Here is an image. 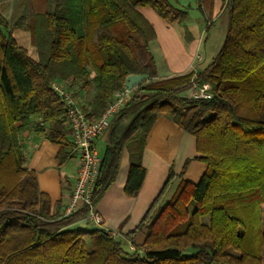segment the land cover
I'll return each instance as SVG.
<instances>
[{"label":"trees","instance_id":"16d2710c","mask_svg":"<svg viewBox=\"0 0 264 264\" xmlns=\"http://www.w3.org/2000/svg\"><path fill=\"white\" fill-rule=\"evenodd\" d=\"M47 1L30 30L36 58L13 36L26 19L11 26L0 10V264H264V0H223L228 33L197 77L211 85L213 97L202 100L182 95L194 72L160 79L151 49L156 33L139 10L149 7L167 23L185 24L193 6L174 0ZM194 4L202 9L204 0ZM131 75L147 78L132 90L108 134L95 202L115 181L124 149L130 158L124 190L139 195L147 175L146 141L159 116L195 136V158L207 166L197 183L184 171H169L128 235L147 231L135 250L120 232L67 229L51 196L39 190L20 138L35 129L60 146L63 165L74 158L72 131L50 83L94 90L90 106L81 107L97 119Z\"/></svg>","mask_w":264,"mask_h":264},{"label":"crops","instance_id":"0c3cea01","mask_svg":"<svg viewBox=\"0 0 264 264\" xmlns=\"http://www.w3.org/2000/svg\"><path fill=\"white\" fill-rule=\"evenodd\" d=\"M174 1L183 7L193 6L190 12L197 11L198 7L194 4V0ZM226 9L223 0H204L203 8L200 10L205 18H198L197 15L190 16L185 24L167 23L149 7L139 9L152 24L156 33L151 49L156 59L160 79L192 73L194 69L201 74L210 67L224 45L229 26V18L228 23L226 21L222 23L225 24V28L221 27L222 25L216 26L214 18L222 17L227 12ZM197 54L203 57L201 62L196 61ZM90 91L91 99L81 101L82 106H90L95 95L94 90ZM182 92V95L190 94L188 90ZM156 119L145 145L142 160L147 175L139 195L132 198L127 196L124 190L130 169L129 152L124 149L115 181L96 204L103 224L97 226L88 221L82 211H77L65 218L68 220L67 229L98 228L109 232L118 231L120 238L126 240L139 225L152 200L161 191L171 169L177 174L184 171V178L191 183L201 180L207 166L195 158L199 155L195 136L180 129L166 116H159ZM64 123L65 127L71 130L69 123L67 121ZM45 126L47 131V128L53 129L49 127V124ZM71 135H68L70 139H72ZM20 138L27 158L26 164L29 169L36 172L39 190L51 196L52 210L62 216L71 201L74 190L76 157L69 158L60 165L58 158L60 146L43 137L35 129L25 131ZM107 140L108 135L97 140L96 145L101 158L104 154L100 153L99 147L103 144V148L106 149ZM189 160L191 162L185 169ZM172 195L173 192L170 196ZM146 237L147 231H141L131 240L140 246L145 242Z\"/></svg>","mask_w":264,"mask_h":264},{"label":"built area","instance_id":"2783aa9c","mask_svg":"<svg viewBox=\"0 0 264 264\" xmlns=\"http://www.w3.org/2000/svg\"><path fill=\"white\" fill-rule=\"evenodd\" d=\"M203 57L196 55V61L201 62ZM199 73L194 69V76L188 88L189 97L194 99H211V85L198 82ZM55 94L63 101L65 107V119L72 130L73 156L76 157L77 170L75 176L74 190L71 201L63 213L67 218L77 211L85 212L86 219L97 226L103 224V219L96 209L94 188L100 173L101 156L97 148V140L109 134L115 120L122 113V109L130 102L132 89L125 87L122 91L114 94V98L107 107L104 114L97 119H91L75 100L73 94L63 81L54 80L51 83ZM113 235L117 232L111 231ZM131 244V243H130ZM136 244H131L135 250Z\"/></svg>","mask_w":264,"mask_h":264},{"label":"rangeland","instance_id":"374dc122","mask_svg":"<svg viewBox=\"0 0 264 264\" xmlns=\"http://www.w3.org/2000/svg\"><path fill=\"white\" fill-rule=\"evenodd\" d=\"M47 8H48L47 0H0V10L6 16V19L9 20L11 26L15 25L17 21L19 20V18L21 17H24V19H26V24L22 29L13 30V36L17 39L20 45L26 47L29 50L33 58L37 57V50H36L37 46L35 45L36 42L30 30H32V27L34 24V20H35L34 17L38 13L45 12ZM73 12H74L73 13L74 15L75 10H73ZM194 15H197L198 18L204 17L199 8H197V11L191 12V16L193 17ZM214 17L215 16L213 15V18ZM214 21H215L214 24L216 26L222 25L221 27L224 26L225 28V24H222V23H224L225 21L228 23V12H225L222 17L220 16L215 17ZM68 90L73 94L79 106H82L81 101H87L91 99L92 97L91 91L84 92L83 90L81 91V90H75V89H69V88ZM49 127H52V125H50ZM47 129H48V132L52 130V128H47ZM103 147H104L103 144H101L99 147L101 154H104V151H105ZM116 232L118 233V231ZM131 239H132L131 237L130 238L128 237L126 241H127L129 249L133 250L131 244H135V243ZM135 248H137V246Z\"/></svg>","mask_w":264,"mask_h":264},{"label":"water","instance_id":"95a60500","mask_svg":"<svg viewBox=\"0 0 264 264\" xmlns=\"http://www.w3.org/2000/svg\"><path fill=\"white\" fill-rule=\"evenodd\" d=\"M146 78L147 77L145 75H131L126 80V87L133 90Z\"/></svg>","mask_w":264,"mask_h":264}]
</instances>
